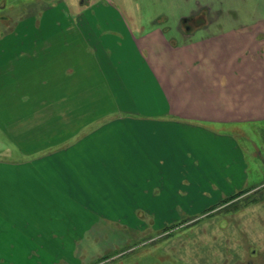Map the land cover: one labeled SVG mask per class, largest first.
<instances>
[{"label": "crops", "instance_id": "0c3cea01", "mask_svg": "<svg viewBox=\"0 0 264 264\" xmlns=\"http://www.w3.org/2000/svg\"><path fill=\"white\" fill-rule=\"evenodd\" d=\"M96 13L64 16L69 28L45 32L46 42L35 28L17 33L24 43L0 45V264L73 261L92 209L149 213L172 189L187 197L184 187L211 180L237 193L249 181L230 126L238 123L232 98L247 91L224 77L232 69L225 60L197 55L225 32L179 30L164 41L172 66L148 69L166 106L148 111L115 57L118 33L89 25ZM129 40L142 48L133 34ZM199 167L212 169L210 178Z\"/></svg>", "mask_w": 264, "mask_h": 264}, {"label": "rangeland", "instance_id": "374dc122", "mask_svg": "<svg viewBox=\"0 0 264 264\" xmlns=\"http://www.w3.org/2000/svg\"><path fill=\"white\" fill-rule=\"evenodd\" d=\"M86 10L97 12L98 16L89 17V25H96L98 34L110 30L122 39L113 38L120 43L115 57L130 69L136 100L148 111L166 106L164 89L154 72H149L150 64L159 61L172 66L173 56L163 51L164 41L178 34L182 19L201 10L209 24L205 29L215 31V35L225 32L197 55L207 61L225 60L232 69L229 73L225 70L224 77L234 84L240 82L238 88L247 91V95L240 92L232 98L237 112L234 121L238 123L230 126L247 162L249 181L243 190L247 192L221 206L234 186L202 180L193 188L184 187L187 197L178 196L172 189L171 197L156 199L157 204L164 202L162 207L149 208V213L133 212L129 205L92 209L85 220V246L73 247L74 260L45 264H264V190L259 192L264 187V0H0V45L21 44L25 38L17 33L35 28L40 40L46 42L45 32L61 35L69 28L64 16ZM128 31L142 48L138 44L134 48ZM160 33L164 39L158 36L152 42ZM153 43L154 50L143 51L146 44ZM218 71L222 76L224 71ZM240 103L247 106L240 110L241 116L237 110ZM199 169L207 170V178L213 173L210 168ZM150 195L154 201L157 194L153 187Z\"/></svg>", "mask_w": 264, "mask_h": 264}, {"label": "flooded vegetation", "instance_id": "af4514ba", "mask_svg": "<svg viewBox=\"0 0 264 264\" xmlns=\"http://www.w3.org/2000/svg\"><path fill=\"white\" fill-rule=\"evenodd\" d=\"M208 25L206 20V14L200 10L199 13H195L190 17L183 18L182 23L179 26V30H183L184 32L203 30Z\"/></svg>", "mask_w": 264, "mask_h": 264}, {"label": "trees", "instance_id": "16d2710c", "mask_svg": "<svg viewBox=\"0 0 264 264\" xmlns=\"http://www.w3.org/2000/svg\"><path fill=\"white\" fill-rule=\"evenodd\" d=\"M264 159V157L262 158ZM263 165H264V160L262 161ZM264 183V182H263ZM262 185V183L260 184ZM244 189H242L241 191H238L237 193H232L230 196H228L226 199H224L223 201H221V203L219 204V206L224 205L230 201H234L235 199L239 198L241 195H243L245 192H247V190L243 191ZM251 190V189H248ZM262 190H264V187L261 188V190L259 192H261ZM258 192V191H257ZM262 198H264V195H262ZM262 200V199H261ZM259 201V199H258ZM214 207H212L213 209Z\"/></svg>", "mask_w": 264, "mask_h": 264}]
</instances>
